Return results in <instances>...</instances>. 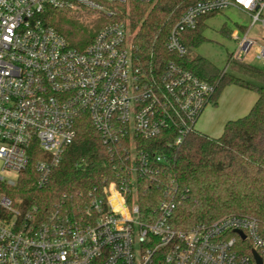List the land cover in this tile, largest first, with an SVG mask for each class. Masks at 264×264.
<instances>
[{"label":"built area","instance_id":"built-area-1","mask_svg":"<svg viewBox=\"0 0 264 264\" xmlns=\"http://www.w3.org/2000/svg\"><path fill=\"white\" fill-rule=\"evenodd\" d=\"M131 0H0V159L16 178L34 152L45 184L74 141L76 121L88 114L110 146L121 147L115 177L87 192L74 215L52 210L46 218L22 213L0 187V264H264V225L250 215L229 213L186 229L172 222L178 199L188 195L174 178L165 180L169 161L158 150L140 146L164 130L180 145L216 85L169 61L158 79L134 63L131 31L119 18ZM151 2L152 0H136ZM239 6L251 17L231 59L255 48L264 65V0H204L188 7L166 40L169 51L185 56L183 34L203 15ZM48 8L100 11L106 22L84 47L72 46L43 20ZM260 31L251 34L254 28ZM262 65V66H263ZM157 185L156 203L142 210V185Z\"/></svg>","mask_w":264,"mask_h":264},{"label":"trees","instance_id":"trees-1","mask_svg":"<svg viewBox=\"0 0 264 264\" xmlns=\"http://www.w3.org/2000/svg\"><path fill=\"white\" fill-rule=\"evenodd\" d=\"M199 1L204 0H131L130 8H123L119 18L129 23L134 63L141 73L155 79L167 62L183 65L216 85L214 104L229 85L254 90L258 97L245 115L226 122L220 136L197 129L188 133L180 145L170 146L174 132L164 130L158 137L141 141L140 146L163 153L169 161L162 174L166 176L164 179L174 178L181 190H188L186 197L178 199L172 219L176 228L210 223L229 213L255 216L264 225V65L255 66L245 58L229 56V71L200 54L190 55L205 40V20L217 12L203 15L195 29L183 34V42L189 49L187 55L169 51L166 40L172 27L188 7ZM76 18L75 13L56 8H48L43 15V20L62 33L72 46L82 48L94 35L80 37L83 28ZM76 129L74 141L45 184L38 183L39 153L34 152L15 186L0 185L23 214L35 210L36 217L44 219L60 207L62 212L74 215L88 202L90 189L115 177L121 147L111 150L88 114L76 121ZM160 195L157 185H142L137 202L146 210Z\"/></svg>","mask_w":264,"mask_h":264},{"label":"rangeland","instance_id":"rangeland-1","mask_svg":"<svg viewBox=\"0 0 264 264\" xmlns=\"http://www.w3.org/2000/svg\"><path fill=\"white\" fill-rule=\"evenodd\" d=\"M71 12V11H70ZM72 13V12H71ZM76 15V21L79 26L83 28V32L80 33V37L85 38L88 36H93L97 33L100 27L106 22L107 17L100 11L95 10H85L77 9L74 11ZM251 17L246 11H244L239 6H231L230 8L218 12L211 17H209L206 27L204 30L205 40L198 46L194 47L190 53L191 56L200 54L213 62L220 69H224L228 66V59L230 53L237 47L235 40L227 33L225 30L233 31L240 30V26H248ZM240 34L243 30L239 31ZM252 31V33H254ZM132 37V35H131ZM131 40V38H130ZM248 62L255 66L261 67L263 64L255 58V48L246 56ZM230 71V70H229ZM225 94V89L221 92L222 98ZM216 106V104H214ZM228 107V103L222 104V110ZM221 120H213L207 122L206 125H202L198 122L196 128L208 135H212L207 130H212L211 132L219 129ZM213 127L209 129V127ZM0 175L5 178H16L17 174L9 169H3V161L0 159Z\"/></svg>","mask_w":264,"mask_h":264},{"label":"crops","instance_id":"crops-1","mask_svg":"<svg viewBox=\"0 0 264 264\" xmlns=\"http://www.w3.org/2000/svg\"><path fill=\"white\" fill-rule=\"evenodd\" d=\"M208 19L209 18L205 20V24L207 23ZM248 26L247 27L240 26V30H243L244 32L245 30H247ZM240 30L238 29V31ZM254 30L255 32L254 33L251 32V34H256L258 33V31H260L258 27L254 28L252 31ZM235 31H237V29L233 31H229V29L227 30V33L234 40H235L234 38ZM235 42L237 44L236 40ZM224 89H225V94L223 98H222V95L220 94V96L218 97L216 106H214V103L208 105L204 109V111L202 112L201 116L199 117L197 121V123L201 122L202 125H206L208 121L211 122L213 120H221L219 129L217 130L214 129L213 132H211L212 130H207L212 134L211 136H214V137L220 136L222 134L224 130V126L228 120L235 119V118L245 115L251 109V107L253 106V104L255 103L258 97V94L256 91L239 86V85H229V86H226ZM225 102L228 103V107L222 110V104H224ZM212 128H213L212 126L209 127V129H212Z\"/></svg>","mask_w":264,"mask_h":264},{"label":"water","instance_id":"water-1","mask_svg":"<svg viewBox=\"0 0 264 264\" xmlns=\"http://www.w3.org/2000/svg\"><path fill=\"white\" fill-rule=\"evenodd\" d=\"M258 261H259V264H261V259L260 258H258Z\"/></svg>","mask_w":264,"mask_h":264}]
</instances>
